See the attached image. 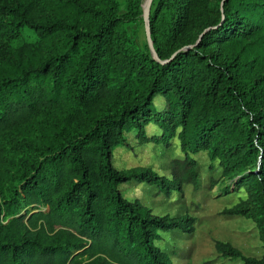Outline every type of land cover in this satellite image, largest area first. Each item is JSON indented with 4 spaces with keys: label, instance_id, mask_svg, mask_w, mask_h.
Instances as JSON below:
<instances>
[{
    "label": "trees",
    "instance_id": "obj_1",
    "mask_svg": "<svg viewBox=\"0 0 264 264\" xmlns=\"http://www.w3.org/2000/svg\"><path fill=\"white\" fill-rule=\"evenodd\" d=\"M166 1L159 0L150 20L157 59L126 33L139 6L0 0L14 34L26 25L36 34L16 51L0 52V135L45 107H66L85 125L46 141L0 201V264H222L169 260L158 244L162 232H192L196 218L155 213L121 188L132 180L167 194L184 184L197 188L190 151L220 157L224 172L236 177L232 190L245 184L264 203V0H224L219 19L209 0H175L163 38L158 19ZM200 27L205 32L194 41ZM212 40L232 44L234 55L221 59L209 51ZM157 95L164 97L161 108L153 104ZM151 120L161 131H145ZM179 126L184 154L171 159L169 176L115 164V147L131 146L127 130L137 128L141 142H168ZM216 247L243 264H264V254L247 256L220 240Z\"/></svg>",
    "mask_w": 264,
    "mask_h": 264
},
{
    "label": "rangeland",
    "instance_id": "obj_2",
    "mask_svg": "<svg viewBox=\"0 0 264 264\" xmlns=\"http://www.w3.org/2000/svg\"><path fill=\"white\" fill-rule=\"evenodd\" d=\"M119 1L121 11L128 6H139L140 16L137 20L126 23L124 27L134 45L142 51L150 52L147 36L149 31L151 33L150 20L159 0L151 2L148 20L144 14L148 0ZM209 3L213 19H219L224 0H209ZM176 7L175 0H168L160 12L158 25L163 38L167 37L173 25ZM10 21L11 14L6 8L0 7V52L16 51L25 42L32 41L36 37L35 32L28 25L23 27L20 35L14 34ZM204 32L201 27L197 28L191 37L196 41ZM208 50L219 54L221 59L235 53L232 44L222 45L214 41ZM154 101L153 104L158 108L164 105L162 95H157ZM84 126V122L70 113L66 107H45L29 123L2 133L0 135V201L13 192L14 185L18 183L19 172L25 169V166H32L30 163L41 155L46 141L55 142ZM180 129L181 126L169 137L168 142L155 140L141 142L137 137V128L127 130L126 135L131 146L115 147V164L127 171L148 168L169 176L171 159L184 154L178 136ZM145 131L151 133L161 131V128L157 122L151 120L146 124ZM190 154L198 162L200 183L197 188L192 184H184L182 188H175L167 194L159 190L156 184L132 180L121 184L123 194L128 198L140 197L155 213L187 214L196 218L195 229L192 232L181 229L162 232L158 244L173 262H201L205 259H213L222 264L244 263L240 256L229 257L222 254L216 247L217 240L231 244L244 255L261 257L264 254L263 198H260L259 194L252 193L245 184L238 185L232 190L236 178L233 177L234 172H224L220 157L211 159L208 149L190 151ZM88 260L87 257L82 258L83 263Z\"/></svg>",
    "mask_w": 264,
    "mask_h": 264
},
{
    "label": "water",
    "instance_id": "obj_3",
    "mask_svg": "<svg viewBox=\"0 0 264 264\" xmlns=\"http://www.w3.org/2000/svg\"><path fill=\"white\" fill-rule=\"evenodd\" d=\"M152 1H153V0H148L147 7L145 8V11H144V14H145V16H146V20H148V15H149V11H150V5H151V2H152ZM147 37H148L149 45H150V48H151V51H152L154 57L157 58V59H159V56H158L157 50H156V48H155V46H154V42H153V39H152V37H151V33H150V31H149ZM162 61L164 62V60H162Z\"/></svg>",
    "mask_w": 264,
    "mask_h": 264
}]
</instances>
